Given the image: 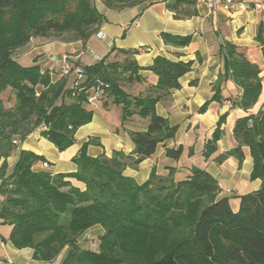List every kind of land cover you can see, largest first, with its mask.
<instances>
[{"label":"trees","instance_id":"trees-1","mask_svg":"<svg viewBox=\"0 0 264 264\" xmlns=\"http://www.w3.org/2000/svg\"><path fill=\"white\" fill-rule=\"evenodd\" d=\"M95 0H0V93L9 88L14 105L6 108L0 98V224H8L7 239L16 248H31L32 259L52 262L65 249L60 264H264V111L238 118L232 136L236 145L216 157L242 160V146L252 157L250 178L261 179L258 189L239 198L236 211L231 196L219 197L220 187L203 167H166L158 174L151 168L148 178L137 183L123 170L136 168L160 143L174 138L177 125L156 112V103L168 100L179 87V77L191 70L192 61L171 60L157 55L148 66L139 65L137 49H118L121 58H102L90 65H76L82 78L67 87L60 71L54 79L49 69L36 62L21 65L13 56L32 37L65 42H85L103 21ZM107 8L122 10L149 0H100ZM194 0H166L176 17L191 15ZM165 42L186 45L190 36L161 33ZM255 39L264 57V25ZM223 72L213 87L211 100L230 101L249 109L261 91V69L242 48L225 42ZM148 70L152 80L141 74ZM230 79L240 89L233 98H222L219 85ZM147 82L139 89L132 87ZM103 107H121V121L132 116L146 120L142 130H131L134 148L129 153L113 150L89 156L87 147L99 145L96 138L83 142L72 158L75 171L52 173L34 170L43 157L19 149L10 169L6 158L18 141L34 130L63 151L74 143L75 131L91 121L93 108L88 96ZM206 101L199 111L203 112ZM221 115L202 156L216 150L221 135ZM44 129H40V126ZM165 145V144H164ZM165 155L178 160L184 148L165 146ZM191 150L188 151L190 153ZM100 225L103 232L95 248L83 246L81 235Z\"/></svg>","mask_w":264,"mask_h":264},{"label":"crops","instance_id":"crops-1","mask_svg":"<svg viewBox=\"0 0 264 264\" xmlns=\"http://www.w3.org/2000/svg\"><path fill=\"white\" fill-rule=\"evenodd\" d=\"M149 1L122 10H112L100 0H95L94 5L103 17L97 32L85 42H54L47 47L51 61L37 63L42 70H58L56 64H62L64 56L71 65H90L102 58L108 60L123 57L124 55L117 52L118 49H137L134 59L141 66L150 65L157 55L174 61L191 60V70L178 79L179 87L172 89L168 100L156 103V112L165 117L171 125L178 126L174 138L160 143L151 156L141 161L136 168H125L123 173L133 177L137 183H142L148 178L152 167L158 174L166 173L168 166L186 169L191 166L203 167L216 179L220 187L219 197L231 196L229 204L231 209L236 211L239 206L237 196L258 189L261 179L250 178L253 162L247 146L241 148L243 157L240 162L233 155L220 162L216 161V157L236 145L232 130L238 118L264 111V57L260 44L255 39L258 25L261 22L264 25V0H236L244 8L240 10L235 5L231 11H213L206 5L195 2L179 6V9L194 11L191 15L182 17L175 16L174 11L167 7L166 0ZM161 33L178 37L187 35L190 40L181 46L165 42ZM225 42L242 48L247 58L261 69L260 94L254 105L247 110L229 106L225 101L211 100L215 93L213 85L223 72L222 47ZM60 69L58 74H52L54 79L60 76ZM141 74L153 79L148 70L141 71ZM146 83L136 85L134 89L139 90ZM219 88L224 99L240 94V89L230 79L221 81ZM206 101L209 102L206 109L200 112L199 107ZM92 108L91 121L78 127L71 146L59 151L53 143L42 137L38 130H34L25 139L17 142L16 150L6 158L7 168H11L16 161L18 150L24 149L42 156L43 160L49 163L48 168H43V160L38 161L33 166L34 170L52 173L75 171L76 165L72 158L88 138H96L99 141V145H88L87 154L90 156L105 154L109 157L113 150L124 153L132 151L134 144L129 131L144 129L146 120L132 116L122 122L121 110L115 104L103 107L98 101ZM223 114L225 120L219 126L221 135L216 141L217 148L205 159L202 156L205 143L212 137L218 119ZM178 145L184 148L178 160L165 155V146ZM102 232L100 225H94L81 235L80 240L88 241V237L95 239ZM88 242L93 244L94 240ZM2 255L9 256L12 264H48L33 260L31 248H16L9 241L0 248V257Z\"/></svg>","mask_w":264,"mask_h":264},{"label":"rangeland","instance_id":"rangeland-1","mask_svg":"<svg viewBox=\"0 0 264 264\" xmlns=\"http://www.w3.org/2000/svg\"><path fill=\"white\" fill-rule=\"evenodd\" d=\"M56 41L65 42V41L55 40V39L48 38V37L47 38L46 37H33L32 39H30V41L25 46H23V47L19 48L17 51H15L13 56L23 66L31 65L34 62L37 63V61L40 62V63H42V62H50L51 59H50V56L48 55L47 47L50 46L51 44H53ZM62 61H63L62 64L61 63H57L56 64V68L58 70H55L54 68L51 69V71L53 72V75L59 73V68H61L60 71H62V65L65 62H67V58H65L63 56L62 57ZM68 64H70V63H68ZM71 66L74 67V65H71ZM66 76H67V81L69 80V82L67 83V87H70L72 85V80L74 81V75H73V73L70 72ZM134 88L132 87L133 90H135ZM0 98L3 100L4 106L6 108L11 107V106L14 105L15 97H14L13 92L9 88L5 89L4 91H2L0 93ZM97 103H98L97 101H94L92 103H89V106L93 107ZM118 108H119V110H121V107L119 105H118ZM43 162H46L48 164V166L44 167L42 165ZM42 163H41V165H42L43 168H48L49 167V163L47 161L43 160ZM10 231H11V226L10 225H8V224H0V236L1 237H3L4 239H7L8 236H9ZM86 239L88 241L92 239V240H94V243L91 244V243H89L88 241L85 240L86 242L85 241L82 242L83 246H87V247H91V248H95L96 247V244H97V239L96 238L93 239L91 237H88ZM5 242L6 241L0 240V248L4 246ZM91 242H93V241H91ZM62 251H63L62 255L59 254L58 257L56 259H54L52 262H46V263H48V264H60L61 258L63 257V254L65 252V249H63ZM11 260L12 259H10L9 256L2 255L0 257V264H12ZM35 261H37V260H35ZM41 262H43V261H41Z\"/></svg>","mask_w":264,"mask_h":264},{"label":"built area","instance_id":"built-area-1","mask_svg":"<svg viewBox=\"0 0 264 264\" xmlns=\"http://www.w3.org/2000/svg\"><path fill=\"white\" fill-rule=\"evenodd\" d=\"M196 3H202L204 5H206L210 10H218V9H223L225 11H231L233 10V8L235 7V5H237L238 9H243V5L241 3H238L236 0H194ZM73 73L75 81L74 83H76L79 79L82 78V73L79 67L74 66L72 67L70 64H68L67 62H65L62 65V73L64 75H67L69 73ZM98 96V92H92L88 98L87 101L92 103L96 100ZM225 103H227L229 106H231L230 101H225ZM40 129H44V126H40ZM42 165L44 167H47L48 164L46 162H43Z\"/></svg>","mask_w":264,"mask_h":264},{"label":"water","instance_id":"water-1","mask_svg":"<svg viewBox=\"0 0 264 264\" xmlns=\"http://www.w3.org/2000/svg\"><path fill=\"white\" fill-rule=\"evenodd\" d=\"M63 251L60 253V255H62Z\"/></svg>","mask_w":264,"mask_h":264}]
</instances>
